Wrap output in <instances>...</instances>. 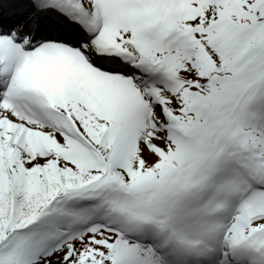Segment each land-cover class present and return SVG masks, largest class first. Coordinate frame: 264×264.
I'll return each instance as SVG.
<instances>
[{
	"label": "snow or ice",
	"instance_id": "snow-or-ice-1",
	"mask_svg": "<svg viewBox=\"0 0 264 264\" xmlns=\"http://www.w3.org/2000/svg\"><path fill=\"white\" fill-rule=\"evenodd\" d=\"M0 264H264V0H0Z\"/></svg>",
	"mask_w": 264,
	"mask_h": 264
}]
</instances>
